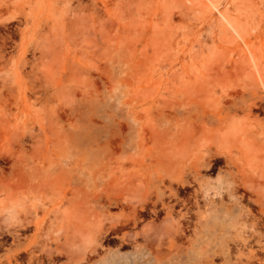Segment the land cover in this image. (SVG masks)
Instances as JSON below:
<instances>
[{
	"label": "rangeland",
	"instance_id": "374dc122",
	"mask_svg": "<svg viewBox=\"0 0 264 264\" xmlns=\"http://www.w3.org/2000/svg\"><path fill=\"white\" fill-rule=\"evenodd\" d=\"M165 1L0 0V264H264V0Z\"/></svg>",
	"mask_w": 264,
	"mask_h": 264
},
{
	"label": "bare ground",
	"instance_id": "6f19581e",
	"mask_svg": "<svg viewBox=\"0 0 264 264\" xmlns=\"http://www.w3.org/2000/svg\"><path fill=\"white\" fill-rule=\"evenodd\" d=\"M187 3H192L196 0H185ZM177 3V0H166L165 1V5L166 6H171V5H175ZM217 9V7H214ZM219 22L221 23L222 27H224L227 32L229 33H225L222 37H227V35H231L232 37L235 38H241L242 40H245V30L241 27V25L236 22L231 15L228 12V9H226L225 11H219ZM155 42V41H154ZM246 58L249 61V65L251 68V73L254 74L256 77H258L259 80H262L261 77V71H260V65L263 66V70H264V49L259 50V48L254 47L251 44H246ZM194 55H192V64L195 65L196 63H198V61H207L203 62V66H205V68H207V65L209 66L210 63L208 64L209 61L212 60V56L215 53V48L213 46H208V45H203L201 49L199 50H194ZM207 52V54H206ZM212 62V61H211ZM206 63V65H205ZM229 131V132H228ZM235 129L232 126H227L226 131L220 136V138L222 140H226L228 138V136H226L227 133H232L234 132ZM236 131L233 133V135L236 136ZM240 144L242 146L246 147V143L243 141L242 138L239 139ZM227 143V142H226ZM222 145V144H221ZM231 145V144H230ZM220 147V145H219ZM223 147V146H221ZM231 149V148H230ZM229 150V149H227ZM247 150V148H246ZM245 150V151H246ZM246 155L248 152H245ZM227 153V152H225ZM264 161V160H263ZM67 216H69L67 214Z\"/></svg>",
	"mask_w": 264,
	"mask_h": 264
}]
</instances>
